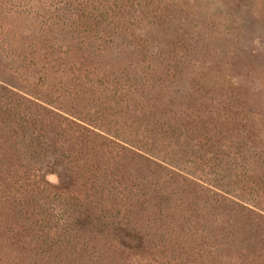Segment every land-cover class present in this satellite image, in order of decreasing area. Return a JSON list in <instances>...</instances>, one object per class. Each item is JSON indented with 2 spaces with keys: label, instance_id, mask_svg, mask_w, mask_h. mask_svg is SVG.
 I'll return each instance as SVG.
<instances>
[{
  "label": "rangeland",
  "instance_id": "rangeland-1",
  "mask_svg": "<svg viewBox=\"0 0 264 264\" xmlns=\"http://www.w3.org/2000/svg\"><path fill=\"white\" fill-rule=\"evenodd\" d=\"M0 264H264V0H0Z\"/></svg>",
  "mask_w": 264,
  "mask_h": 264
}]
</instances>
